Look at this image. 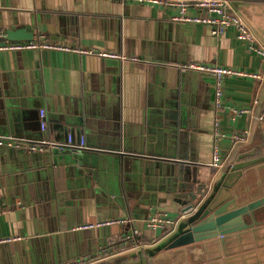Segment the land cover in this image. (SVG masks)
Masks as SVG:
<instances>
[{
	"label": "crops",
	"instance_id": "0c3cea01",
	"mask_svg": "<svg viewBox=\"0 0 264 264\" xmlns=\"http://www.w3.org/2000/svg\"><path fill=\"white\" fill-rule=\"evenodd\" d=\"M234 3L264 43L241 12L251 7L264 25V3ZM174 12L121 0H0V43L45 37L130 58L48 49L0 52V138L24 145L0 146V264H78L111 252L116 254L96 264L123 255L132 259L141 248L127 243L128 234L137 230L144 247L155 246L169 229L152 230L148 219L165 212L180 220L187 205L210 190L215 149L228 159L224 169L253 160L233 162L235 148L248 143L235 145L233 134L253 128L256 108L264 104V79L226 77L224 107L217 109L216 77L182 66L195 61L264 76L262 57L237 38L235 28L213 36L208 26L173 21ZM229 106L254 112L233 120ZM40 110L46 112V131ZM69 135L75 142L65 145ZM43 138L62 146L27 148ZM83 154L92 161L80 165ZM258 164L251 174L260 198L264 161L252 165ZM114 219L131 222L76 230ZM11 238L16 240L5 241ZM133 258L138 262L139 256Z\"/></svg>",
	"mask_w": 264,
	"mask_h": 264
},
{
	"label": "water",
	"instance_id": "95a60500",
	"mask_svg": "<svg viewBox=\"0 0 264 264\" xmlns=\"http://www.w3.org/2000/svg\"><path fill=\"white\" fill-rule=\"evenodd\" d=\"M241 12L264 39V25L253 9L244 6ZM83 155L80 165L92 161ZM247 156L253 160L237 163ZM260 160L264 156L254 157V152L238 156L237 164L220 171L203 197L187 205L188 213L174 231L155 246L139 249L132 259L124 255L118 259L127 264H264V197H255L260 187L251 174L260 167L252 164ZM110 229L103 231L108 235ZM135 256L138 262H133Z\"/></svg>",
	"mask_w": 264,
	"mask_h": 264
},
{
	"label": "built area",
	"instance_id": "2783aa9c",
	"mask_svg": "<svg viewBox=\"0 0 264 264\" xmlns=\"http://www.w3.org/2000/svg\"><path fill=\"white\" fill-rule=\"evenodd\" d=\"M137 4H148V5H158L164 6L165 8H174L175 12L171 14V19L177 22H186L199 25H205L210 28V32L213 36L224 35L229 28H235L237 32V38L245 43L250 49L252 48L255 53L262 57L264 61V43L256 35L252 27L247 23L241 13L235 8V0H121ZM57 50V51H67L79 54L94 55L98 57L116 59L120 61H126L130 59L127 55L110 51V50H97L94 48L87 49L77 46L70 42H52L45 37H40L35 41H30L26 43H11L5 41L0 43V52L12 51L19 52L23 50ZM251 49V50H252ZM133 61H138L137 57L131 58ZM264 64V63H263ZM183 69L197 70L203 73L212 74L216 77L215 85V99L214 103L217 109L224 107V88L223 83L226 77L230 76H247L253 77L259 81H263L264 76L257 73H249L247 71L237 70L233 67L214 65V64H204L195 61L188 62L182 66ZM257 103V101H255ZM255 106V103L254 105ZM254 108L247 107H236L229 106V113L231 119L235 120L245 114L253 115ZM41 119V130L46 131L47 128V118L45 110H40ZM219 121H216V135L219 134ZM252 129H248L241 133L233 134V141L235 145L240 143H246L251 137ZM75 142L74 136L69 135L65 145H72ZM0 146H8L15 148H22L24 145L22 143H17L13 139H2L0 138ZM30 151H48L52 149H60L62 145L43 138L39 143H29L26 145ZM79 146L84 147L85 141L81 137L79 139ZM228 159H223L220 156L217 149L214 150L211 167L215 171L216 175L224 169L227 165ZM214 177V178H215ZM4 214V210L0 209V215ZM179 220L171 219L167 213H158L152 215L147 221V227L152 230L157 229H169L170 234L177 226ZM129 219H114L108 221H99L94 224L81 225L76 228V230H86L102 228L111 225H125L130 223ZM134 235H127L128 242L131 241V247L143 248L146 244L137 239L138 231L134 230ZM156 237H153L155 239ZM16 240L14 238L5 240L6 242ZM115 252L111 254L107 253L105 257L100 258V256L93 257L89 260H84L78 264H96L101 262L105 258H109L115 255Z\"/></svg>",
	"mask_w": 264,
	"mask_h": 264
},
{
	"label": "trees",
	"instance_id": "16d2710c",
	"mask_svg": "<svg viewBox=\"0 0 264 264\" xmlns=\"http://www.w3.org/2000/svg\"><path fill=\"white\" fill-rule=\"evenodd\" d=\"M254 120L255 121L253 124L252 133L249 142L247 144L238 145L235 148L231 158L233 161L239 155L242 154L240 149H246V150L249 149L251 151H247L248 153L254 152V156H261L264 150V104L260 103L259 106L256 108ZM143 241L145 242L146 239H143ZM125 243L123 242L118 245H115L114 248L116 250L121 249L124 247ZM126 263H127L126 259H120V260L112 261L111 263H100V264H126Z\"/></svg>",
	"mask_w": 264,
	"mask_h": 264
},
{
	"label": "rangeland",
	"instance_id": "374dc122",
	"mask_svg": "<svg viewBox=\"0 0 264 264\" xmlns=\"http://www.w3.org/2000/svg\"><path fill=\"white\" fill-rule=\"evenodd\" d=\"M248 49H250V48L248 47ZM251 49H252V48H251ZM251 49H250V50H251ZM251 51H253V49H252ZM253 52H254V51H253ZM254 53H255V52H254ZM256 55H258V54L256 53ZM258 56H259V55H258ZM243 132H244V131H242L241 134H242ZM239 133H240V132H239ZM222 160H223V157H222Z\"/></svg>",
	"mask_w": 264,
	"mask_h": 264
},
{
	"label": "flooded vegetation",
	"instance_id": "af4514ba",
	"mask_svg": "<svg viewBox=\"0 0 264 264\" xmlns=\"http://www.w3.org/2000/svg\"><path fill=\"white\" fill-rule=\"evenodd\" d=\"M250 140V139H249ZM249 142V141H248Z\"/></svg>",
	"mask_w": 264,
	"mask_h": 264
}]
</instances>
